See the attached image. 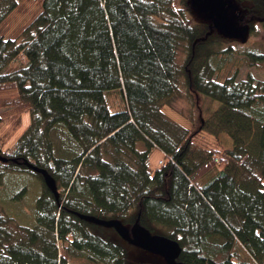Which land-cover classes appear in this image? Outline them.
<instances>
[{
    "label": "trees",
    "instance_id": "trees-1",
    "mask_svg": "<svg viewBox=\"0 0 264 264\" xmlns=\"http://www.w3.org/2000/svg\"><path fill=\"white\" fill-rule=\"evenodd\" d=\"M33 1L29 20L0 35V109L30 118L0 144V184L30 174L42 188L31 223L0 212V264H126V242L78 214L138 218L175 240L183 263L264 264V82L216 79L225 36L195 22L188 0ZM238 1L248 11L237 27L264 24V0ZM17 3L0 0V24ZM199 95L217 103L199 130L231 148L203 149L166 116L181 98L198 110ZM25 162L54 179L57 199Z\"/></svg>",
    "mask_w": 264,
    "mask_h": 264
},
{
    "label": "rangeland",
    "instance_id": "rangeland-1",
    "mask_svg": "<svg viewBox=\"0 0 264 264\" xmlns=\"http://www.w3.org/2000/svg\"><path fill=\"white\" fill-rule=\"evenodd\" d=\"M16 9L13 10L6 19L0 24V35L5 37L14 34L16 28L25 24L32 13L36 12L37 5L33 0H17ZM233 1V9L227 12L228 16L238 18L242 13L248 11L247 7L238 0ZM237 5V6H236ZM191 18L195 22H202L204 18L194 9H190ZM241 16V18H242ZM248 28V27H247ZM245 28L244 32L238 36H225L222 39L220 48H216L220 54L222 64L221 68L216 72V79L220 82L228 76H236V80H243L250 73L255 80L264 82V60L253 62L249 58L250 52L264 54V24L261 21L254 22V27ZM229 49V50H226ZM198 110L183 98L171 103L170 107H165L166 116L189 131L196 132V145L203 149L224 150L231 148V140L225 134L214 137L204 131L199 130V117L206 118L209 114L217 109V103L199 95ZM2 113V123L0 124V144L9 147L15 140L26 130L28 122H30L29 114L22 112L20 121L16 113L0 109ZM161 156L158 151H154L151 155V164L154 165ZM19 186H23L21 195L8 198L11 190H16ZM42 185L38 180L30 174L22 177L16 175L8 176L2 180L0 184V212L3 211L14 216L21 223H31L34 216V201L40 194ZM8 198V199H7ZM7 199V200H6ZM5 200V201H3ZM126 228H130L132 224H128L121 219ZM105 237L113 241H118V236L114 231H104ZM125 244V242H124ZM127 244V243H126ZM125 244L127 252L126 264H165L163 259L157 255L141 250L132 245ZM71 264H79L80 261L71 259Z\"/></svg>",
    "mask_w": 264,
    "mask_h": 264
},
{
    "label": "water",
    "instance_id": "water-1",
    "mask_svg": "<svg viewBox=\"0 0 264 264\" xmlns=\"http://www.w3.org/2000/svg\"><path fill=\"white\" fill-rule=\"evenodd\" d=\"M226 1L231 3L228 8H234V6L232 7L231 0ZM188 2L192 9L202 15L204 20L210 21L212 26L223 36H238L244 32L245 27H237L232 21L233 18L227 15L224 0H188ZM0 161L4 162L6 159L0 157ZM24 164L42 176L44 184L57 199L58 191L54 179L45 170L34 167L27 162ZM78 215L82 219L97 225L112 228L127 244L161 257L165 264H189L178 261L181 248L175 240L161 235L151 234L139 224L138 218L128 229L119 220H101L92 216Z\"/></svg>",
    "mask_w": 264,
    "mask_h": 264
},
{
    "label": "flooded vegetation",
    "instance_id": "flooded-vegetation-1",
    "mask_svg": "<svg viewBox=\"0 0 264 264\" xmlns=\"http://www.w3.org/2000/svg\"><path fill=\"white\" fill-rule=\"evenodd\" d=\"M235 1V0H234ZM224 3H225V9H226V12H228L229 10H231V9H233V8H228L229 7V4H231L229 1H226V0H224ZM232 3H233V1H232ZM237 6V5H236ZM232 7H233V5H232ZM230 17V16H229ZM230 18H236L234 15L233 16H231Z\"/></svg>",
    "mask_w": 264,
    "mask_h": 264
}]
</instances>
